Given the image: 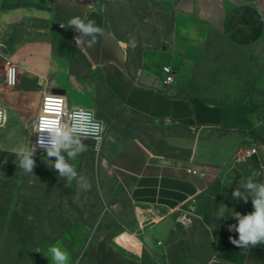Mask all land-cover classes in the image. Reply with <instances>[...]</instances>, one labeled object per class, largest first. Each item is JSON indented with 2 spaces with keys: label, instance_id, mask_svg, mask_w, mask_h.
Listing matches in <instances>:
<instances>
[{
  "label": "rangeland",
  "instance_id": "rangeland-1",
  "mask_svg": "<svg viewBox=\"0 0 264 264\" xmlns=\"http://www.w3.org/2000/svg\"><path fill=\"white\" fill-rule=\"evenodd\" d=\"M93 2L110 21L115 36L131 47L137 59L144 50L160 47L172 32L173 8L163 2ZM5 3L0 0V105L7 107L9 116L0 128V264H54L48 252L51 246L67 251L69 264H96L92 248L97 239L121 231L122 238L130 235L127 229L136 226L137 216L135 219L133 203L113 166L117 145L140 141L146 149L175 159L190 157L192 149L185 145L189 141H201L198 156L209 148L215 154L233 146L225 168L238 159L245 160L251 148H264V45L240 47L215 31L201 55L181 68L176 77L177 93L229 107L253 108L245 128L195 131L156 123L126 110L105 89L99 71L74 43L73 33L52 21L50 8ZM12 61L42 74L54 88L64 90L72 103L93 109L104 120L106 140L102 149L96 151L84 144L87 150L69 161L87 178L91 185L87 191L75 181L66 188L64 179L52 169L50 162L55 158H47L46 153L34 154L32 174L17 166L14 153L30 145V124L40 94L36 75L20 72L18 90H24L22 80L26 79L25 87L33 84L36 93H11L4 88L7 66ZM258 173L257 178L262 171ZM243 182H232L234 190ZM239 201L247 209L253 207L251 197L247 203ZM202 202L203 197L198 196L175 214L172 231L157 240L156 249L146 253L145 263L217 264L212 262L214 237L201 219ZM155 217L144 213L140 220H161ZM79 232L85 236L81 247L76 238Z\"/></svg>",
  "mask_w": 264,
  "mask_h": 264
},
{
  "label": "crops",
  "instance_id": "crops-1",
  "mask_svg": "<svg viewBox=\"0 0 264 264\" xmlns=\"http://www.w3.org/2000/svg\"><path fill=\"white\" fill-rule=\"evenodd\" d=\"M157 1L173 8L172 32L160 47L144 50L139 59L134 57L129 45L115 36L110 21L93 0H6V3L47 6L52 21L71 31L74 40L79 33L69 27L72 17L94 20L102 27L105 35L98 38L95 46L79 48L91 66L99 71L105 89L126 110L156 123H170L195 131L245 128L253 108L245 105L229 107L196 95H181L176 92V80L167 89L162 87L160 80L164 65H170L177 77L186 63L201 55L215 31H220L240 47L264 45V0ZM12 64L26 76L36 75V82L49 84L42 74L17 62L12 61ZM25 80H22L23 91L10 92L36 93L33 84L31 88L25 87ZM200 143L198 140L197 143L189 141L185 144L192 149L188 159H175L148 148L153 154L140 141L131 140L117 145L113 166L133 203L135 219L137 216L140 223H146L140 220L145 213L148 218L159 215L161 220L153 222L149 219L142 226L136 219V226L127 229L130 231L128 237L122 238L121 231L119 235L97 239L92 248L96 264H147L144 261L146 253L156 249L157 240L161 241L170 234L175 214L198 196L203 197L201 219L215 240L212 262L264 264V245L240 249L230 239H238V234L229 231L230 225L238 223L232 217L235 212L244 215L254 210L232 198V182L246 181L253 170L258 172L260 169L262 175L257 181L264 183V148L258 147L257 154L245 160L238 159L225 168L233 146L215 154L209 148L198 156V148H202ZM221 204L228 209L224 218L216 219ZM76 238H79L80 247L83 246L84 234L79 232Z\"/></svg>",
  "mask_w": 264,
  "mask_h": 264
},
{
  "label": "clouds",
  "instance_id": "clouds-1",
  "mask_svg": "<svg viewBox=\"0 0 264 264\" xmlns=\"http://www.w3.org/2000/svg\"><path fill=\"white\" fill-rule=\"evenodd\" d=\"M62 27V26H61ZM69 27L79 35L74 43L79 47L92 48L98 43V38L105 35V30L98 26L94 20H88L79 16L69 20ZM103 121L95 119L94 113L74 109L67 119H38L33 123V133H37V145L46 152L47 158H55L50 162L52 169L65 181V187L71 188L73 181L77 186L87 191L91 185L87 178L80 175L74 165L69 163L82 155L87 147L81 142L82 137L102 139L105 131ZM36 148L30 145L17 148L14 155L17 166L26 173H33L36 166L34 154ZM259 173L253 170L251 175L239 187L232 192L234 200L248 202L251 197L253 211L241 215L238 212L232 216L238 223L229 226V231L238 234V239L230 238L231 243L240 249L253 248L264 245V183L257 181ZM228 208L221 204L216 214V219L224 218ZM36 252H39L37 250ZM54 264H69V254L57 246L48 249Z\"/></svg>",
  "mask_w": 264,
  "mask_h": 264
},
{
  "label": "built area",
  "instance_id": "built-area-1",
  "mask_svg": "<svg viewBox=\"0 0 264 264\" xmlns=\"http://www.w3.org/2000/svg\"><path fill=\"white\" fill-rule=\"evenodd\" d=\"M61 26L63 25H60V27ZM13 65L14 64H8L7 68L10 67L9 70L10 76L6 75V78L4 80V88L9 91L17 90L19 86V80H18L19 71L14 70L12 75ZM162 73L163 76L160 80V83L164 89H167L175 83L176 72L172 69L170 65H164L162 67ZM38 86H39L40 101L36 116L32 119V122L30 124V129L32 132L30 146L36 148L35 153H46L36 143L39 134L33 133L34 131L33 123L38 119H67L73 113L74 109H80V110H84L85 112L94 113L96 120L104 122V120L100 118L93 109L72 104L65 92L56 91L52 85L47 84L44 81L38 83ZM8 116H9V112L7 107L0 105V128H3L7 124ZM83 138L89 139L90 147H92L96 151L102 149L106 140L105 131L102 133V139L100 140H96L95 138L92 139L91 137H82L81 139ZM257 149L258 148L253 147L250 150H248L244 158L250 157L253 154H257L258 153Z\"/></svg>",
  "mask_w": 264,
  "mask_h": 264
},
{
  "label": "bare ground",
  "instance_id": "bare-ground-1",
  "mask_svg": "<svg viewBox=\"0 0 264 264\" xmlns=\"http://www.w3.org/2000/svg\"><path fill=\"white\" fill-rule=\"evenodd\" d=\"M10 64H12V63H10ZM15 68H16V69H15ZM17 69H18V68H17L15 65H13V67H12V75H13V71H14V70L17 71ZM7 70H8L7 75L10 76V73H9L10 67H8ZM155 219H156V220H159V219H161V217H160L159 215H156Z\"/></svg>",
  "mask_w": 264,
  "mask_h": 264
},
{
  "label": "water",
  "instance_id": "water-1",
  "mask_svg": "<svg viewBox=\"0 0 264 264\" xmlns=\"http://www.w3.org/2000/svg\"><path fill=\"white\" fill-rule=\"evenodd\" d=\"M165 42H166V41H165ZM56 91L64 92V90H62V89H56ZM81 142H82L83 144H87V145L90 144V140L87 139V138H83V139H81Z\"/></svg>",
  "mask_w": 264,
  "mask_h": 264
},
{
  "label": "trees",
  "instance_id": "trees-1",
  "mask_svg": "<svg viewBox=\"0 0 264 264\" xmlns=\"http://www.w3.org/2000/svg\"><path fill=\"white\" fill-rule=\"evenodd\" d=\"M70 32H71V31H70ZM70 35H72V33H71Z\"/></svg>",
  "mask_w": 264,
  "mask_h": 264
}]
</instances>
